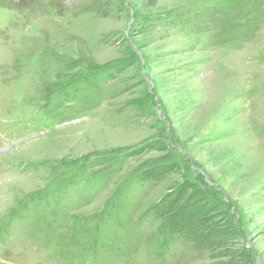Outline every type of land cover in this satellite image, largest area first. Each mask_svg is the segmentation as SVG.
<instances>
[{
	"label": "rangeland",
	"instance_id": "1",
	"mask_svg": "<svg viewBox=\"0 0 264 264\" xmlns=\"http://www.w3.org/2000/svg\"><path fill=\"white\" fill-rule=\"evenodd\" d=\"M138 3L0 0V264H264V0Z\"/></svg>",
	"mask_w": 264,
	"mask_h": 264
},
{
	"label": "trees",
	"instance_id": "2",
	"mask_svg": "<svg viewBox=\"0 0 264 264\" xmlns=\"http://www.w3.org/2000/svg\"><path fill=\"white\" fill-rule=\"evenodd\" d=\"M158 5V0H139L138 14L146 15ZM146 24V23H142Z\"/></svg>",
	"mask_w": 264,
	"mask_h": 264
}]
</instances>
